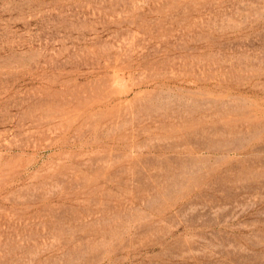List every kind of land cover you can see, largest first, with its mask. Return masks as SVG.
<instances>
[{"label":"rangeland","instance_id":"obj_1","mask_svg":"<svg viewBox=\"0 0 264 264\" xmlns=\"http://www.w3.org/2000/svg\"><path fill=\"white\" fill-rule=\"evenodd\" d=\"M0 264H264V0H0Z\"/></svg>","mask_w":264,"mask_h":264}]
</instances>
